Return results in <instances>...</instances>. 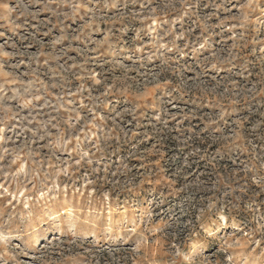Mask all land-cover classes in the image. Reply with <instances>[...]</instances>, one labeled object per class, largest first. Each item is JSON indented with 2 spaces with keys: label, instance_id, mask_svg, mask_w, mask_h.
Instances as JSON below:
<instances>
[{
  "label": "clouds",
  "instance_id": "obj_1",
  "mask_svg": "<svg viewBox=\"0 0 264 264\" xmlns=\"http://www.w3.org/2000/svg\"><path fill=\"white\" fill-rule=\"evenodd\" d=\"M0 264H264V0H0Z\"/></svg>",
  "mask_w": 264,
  "mask_h": 264
}]
</instances>
